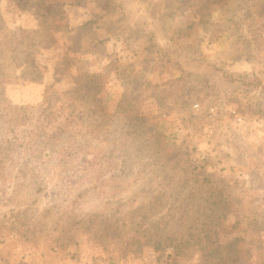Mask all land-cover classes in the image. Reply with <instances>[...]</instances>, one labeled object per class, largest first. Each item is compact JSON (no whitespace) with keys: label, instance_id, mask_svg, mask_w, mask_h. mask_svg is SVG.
<instances>
[{"label":"rangeland","instance_id":"1","mask_svg":"<svg viewBox=\"0 0 264 264\" xmlns=\"http://www.w3.org/2000/svg\"><path fill=\"white\" fill-rule=\"evenodd\" d=\"M18 242L264 264V0H0L2 264Z\"/></svg>","mask_w":264,"mask_h":264},{"label":"crops","instance_id":"2","mask_svg":"<svg viewBox=\"0 0 264 264\" xmlns=\"http://www.w3.org/2000/svg\"><path fill=\"white\" fill-rule=\"evenodd\" d=\"M1 250L3 252L2 248ZM58 251L55 249L53 252L44 247L39 248L31 245L21 246L19 243L12 249L11 264H68L67 256L61 250ZM2 252H0V257L3 255ZM0 264L2 263L0 262Z\"/></svg>","mask_w":264,"mask_h":264},{"label":"built area","instance_id":"3","mask_svg":"<svg viewBox=\"0 0 264 264\" xmlns=\"http://www.w3.org/2000/svg\"><path fill=\"white\" fill-rule=\"evenodd\" d=\"M197 106L198 105H195V108H197ZM209 110H210V112H213V108H210ZM236 120H237V122H240L241 119L239 117H236Z\"/></svg>","mask_w":264,"mask_h":264}]
</instances>
